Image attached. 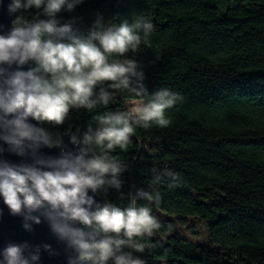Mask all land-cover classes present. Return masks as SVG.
I'll return each instance as SVG.
<instances>
[{
  "label": "trees",
  "instance_id": "trees-1",
  "mask_svg": "<svg viewBox=\"0 0 264 264\" xmlns=\"http://www.w3.org/2000/svg\"><path fill=\"white\" fill-rule=\"evenodd\" d=\"M97 15L107 23L146 17L152 31L140 33L126 58L140 66L149 93L166 88L180 97L164 112L166 126L134 125L127 149L113 153L127 166L121 189L97 194L101 203L151 208L160 228L134 238L146 245L134 257L264 264V0H84L57 19L83 31ZM128 106V94L117 91L107 106L70 110L64 125L45 127L95 131L97 115ZM191 218L210 222L206 244L176 229Z\"/></svg>",
  "mask_w": 264,
  "mask_h": 264
},
{
  "label": "clouds",
  "instance_id": "clouds-1",
  "mask_svg": "<svg viewBox=\"0 0 264 264\" xmlns=\"http://www.w3.org/2000/svg\"><path fill=\"white\" fill-rule=\"evenodd\" d=\"M83 2L10 0L7 6L14 19L0 34V141L8 152L32 162L0 161V198L10 215H22L27 231L28 221L39 225L43 217L75 253L68 264H145L133 254L146 245L134 238L152 237L160 228L151 208L135 200L121 208L95 197L121 189L118 177L127 166L113 153L127 149L134 125L166 126L164 112L180 97L166 88L149 93L140 66L126 58L139 48L140 33L147 39L152 31L146 17L107 23L97 15L83 31L57 19ZM29 62L34 67L22 70ZM117 91L128 94L127 110L97 115L95 131L89 125L82 139L79 127L55 134L46 130L64 125L70 110L107 106ZM41 146L60 149L59 157L38 155ZM39 251L27 243L8 244L0 251V264H35Z\"/></svg>",
  "mask_w": 264,
  "mask_h": 264
},
{
  "label": "water",
  "instance_id": "water-1",
  "mask_svg": "<svg viewBox=\"0 0 264 264\" xmlns=\"http://www.w3.org/2000/svg\"><path fill=\"white\" fill-rule=\"evenodd\" d=\"M10 0H0V34H6L11 28V21L14 16H9L7 13V6ZM29 67H34L32 62L24 66L22 70H27ZM15 69V65H13ZM36 124L35 121H30ZM39 126V125H37ZM72 131H74L72 129ZM82 139V134L79 137ZM64 144L69 149H72V145L68 143V137L65 136ZM0 148L4 151L0 153V161L6 160L9 163L18 164L21 162L31 163L30 157H20L7 151V145L0 141ZM60 149L58 148H46L41 146L38 149V155L59 157ZM89 195L92 193L89 191ZM96 202L99 203L98 197H95ZM35 215V213L33 214ZM23 217L12 216L3 204L2 198H0V251L4 249L8 244H23L27 243L31 249H35L39 246V260L35 264H68L69 256H74L75 253L72 250L67 249L66 242L60 241L59 238L51 231L48 222L41 217V223L39 225L33 224L28 221L31 231H27L23 228ZM44 245H50L48 250L44 249ZM36 254V253H34Z\"/></svg>",
  "mask_w": 264,
  "mask_h": 264
},
{
  "label": "rangeland",
  "instance_id": "rangeland-1",
  "mask_svg": "<svg viewBox=\"0 0 264 264\" xmlns=\"http://www.w3.org/2000/svg\"><path fill=\"white\" fill-rule=\"evenodd\" d=\"M210 222H201L196 219H188L186 226H181L178 229L182 237L191 240L195 243L206 244L208 238V227Z\"/></svg>",
  "mask_w": 264,
  "mask_h": 264
}]
</instances>
